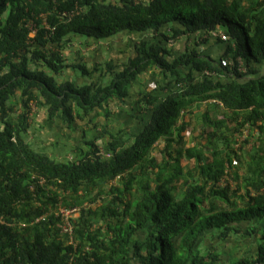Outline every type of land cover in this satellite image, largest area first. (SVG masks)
I'll use <instances>...</instances> for the list:
<instances>
[{
	"label": "trees",
	"instance_id": "1",
	"mask_svg": "<svg viewBox=\"0 0 264 264\" xmlns=\"http://www.w3.org/2000/svg\"><path fill=\"white\" fill-rule=\"evenodd\" d=\"M120 32L124 61L72 59ZM32 106L92 131L76 156L30 139ZM245 125L264 133V0H0V264H264V139L243 174ZM58 203L81 205L71 236L32 224Z\"/></svg>",
	"mask_w": 264,
	"mask_h": 264
},
{
	"label": "rangeland",
	"instance_id": "2",
	"mask_svg": "<svg viewBox=\"0 0 264 264\" xmlns=\"http://www.w3.org/2000/svg\"><path fill=\"white\" fill-rule=\"evenodd\" d=\"M136 35L133 34H127L126 32H120L118 34H116L115 36L106 39V40H101V41H97L94 39H82V38H76V40L74 41L73 45H70V52L72 53V59L76 56V50H80V54L81 57V62L83 64H86L88 68L93 67L95 64L96 66H102L103 70L106 69V61L107 60H121L124 61L127 56V54L129 53V48L127 47L128 44H130L132 42V40ZM118 58V59H117ZM71 59V60H72ZM117 62V61H116ZM69 71H72L71 69H69ZM94 74H92V76H87L89 77V81H93V79L99 80L100 78V73L99 71H95L93 72ZM71 75H74V72L70 73ZM71 80L72 78L69 77ZM106 78V77H104ZM141 78L144 81H148L151 80L149 79V72H146L144 74L141 75ZM63 78H61L62 80ZM151 82V81H149ZM151 87L154 86V84H150ZM149 87V85H148ZM113 106V105H112ZM116 106V105H115ZM113 106L115 109L116 107ZM37 112V108L35 106H32V111L31 113H36ZM37 118H38V122L41 123V125L39 126L38 130H34V134L33 136L31 135L30 139L34 142H36V144L38 146H44V144H47L46 141V137H54L55 139H57L55 131L57 130L56 128H52L49 126H42L43 124V113L42 112H37ZM102 119L98 118L96 119V122L98 123V126L96 128V131L99 132L101 131V125L104 123H109L111 124V127L113 128V132L118 130V119L117 117H114L113 114L110 115L108 118H105L103 116H100ZM120 119V118H119ZM194 126L196 125L195 123H193ZM110 126V125H109ZM58 127V126H57ZM84 125L83 124H77L75 126V130L70 131L69 128L65 129L67 130V134L69 135L68 141H66L67 144H72L73 145V139H77L78 136H80V134H83L84 132ZM60 129V128H59ZM85 129H87V127L85 126ZM196 130V128L194 129ZM91 132V133H90ZM92 131L88 130L87 133L85 134L86 137L91 136ZM60 136L63 139L64 135L62 130L60 131ZM55 139H48L51 140V142L49 144V148H47L46 152H48L50 155H55V151H61L60 147L58 146V142H56ZM82 139V138H81ZM61 139H59L60 142ZM63 140V142H65ZM87 140V139H86ZM82 143V142H81ZM82 145V144H81ZM36 146V147H38ZM54 149V150H52ZM158 152V151H156ZM156 156L158 157V159L160 158L159 153L156 154ZM230 246V245H228ZM234 250H230L229 253H234ZM235 255V254H233Z\"/></svg>",
	"mask_w": 264,
	"mask_h": 264
},
{
	"label": "crops",
	"instance_id": "3",
	"mask_svg": "<svg viewBox=\"0 0 264 264\" xmlns=\"http://www.w3.org/2000/svg\"><path fill=\"white\" fill-rule=\"evenodd\" d=\"M116 107V106H115ZM119 107L116 108V111H118ZM218 110H222V108H219ZM113 112V110H112ZM114 117H117V119H119L118 117V114H114L113 115ZM51 127V126H49ZM53 127V126H52ZM60 128V129H59ZM56 131H55V134H56V137L57 139H55L54 137H49L50 139H55L56 142H58V146L60 147L61 151H55V155L57 158H73V156H76L79 152L78 150V147H84V143H86V139H88V137L86 136H83L82 134H80V136H78V138L75 140L73 139V145L72 144H67L65 140L68 141V138H69V135L67 134V130H65V127L63 125H58V127L56 126ZM250 129V128H249ZM62 130L63 132V135H64V138L62 139L61 136H60V131ZM82 138V139H81ZM59 139L60 142H59ZM65 139V140H64ZM247 139H248V143H246V152H247V155L243 157V160L241 163H239V168L241 170V172L243 174H246L247 175V171H248V163H252L251 162V154H254V144H258L259 140L260 139H264V133L263 132H260L258 131L256 128H251L249 130V133H248V136H247ZM63 140L65 142H63ZM107 141V139H106ZM82 142V143H81ZM82 144V145H81ZM54 150V149H52ZM83 151H85L83 149Z\"/></svg>",
	"mask_w": 264,
	"mask_h": 264
},
{
	"label": "built area",
	"instance_id": "4",
	"mask_svg": "<svg viewBox=\"0 0 264 264\" xmlns=\"http://www.w3.org/2000/svg\"><path fill=\"white\" fill-rule=\"evenodd\" d=\"M249 126L245 125L243 129L235 134V140L239 144L240 142H243L249 133ZM226 177V176H225ZM226 178L221 180V183H225ZM80 208H71V209H64L60 208L59 211L56 213V215L60 216L61 223L58 225L61 233L65 235L71 236L73 234V229H74V218L79 215ZM47 213H44L42 215L36 216L32 220V224L35 222H39L40 220H43ZM25 223H22V226H24Z\"/></svg>",
	"mask_w": 264,
	"mask_h": 264
},
{
	"label": "clouds",
	"instance_id": "5",
	"mask_svg": "<svg viewBox=\"0 0 264 264\" xmlns=\"http://www.w3.org/2000/svg\"><path fill=\"white\" fill-rule=\"evenodd\" d=\"M213 101V100H212ZM215 101V100H214ZM105 156H109V154H107V155H105ZM43 181V178H40V182H42ZM60 208H64V209H71V208H76V207H78V208H80V211H81V205H78V206H71V207H65V206H61L59 203L57 204ZM85 205V204H84ZM59 208V209H60ZM59 209L58 210H53V208L51 209V210H49V211H44V212H41V213H39V214H37L36 216H39V215H42V214H44V213H47V215L45 216V218L43 219V220H40L41 222H43V221H45V220H47L48 218H49V216L50 215H55V216H58L59 218H60V216L59 215H56V213L59 211ZM80 211H79V215H80ZM79 215L77 216V217H75L74 219V225H75V222H76V220L78 219V217H79ZM35 216V217H36ZM35 217H33V219L35 218ZM19 223H20V221H19ZM61 223V220H60V222H59V224ZM58 224V225H59ZM73 231H74V229H73Z\"/></svg>",
	"mask_w": 264,
	"mask_h": 264
}]
</instances>
